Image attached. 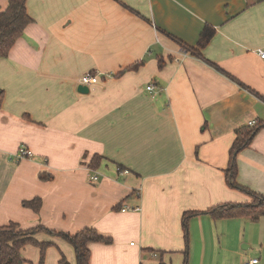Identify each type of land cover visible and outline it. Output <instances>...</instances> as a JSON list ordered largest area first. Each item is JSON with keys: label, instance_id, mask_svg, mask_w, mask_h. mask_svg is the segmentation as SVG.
Listing matches in <instances>:
<instances>
[{"label": "crops", "instance_id": "0c3cea01", "mask_svg": "<svg viewBox=\"0 0 264 264\" xmlns=\"http://www.w3.org/2000/svg\"><path fill=\"white\" fill-rule=\"evenodd\" d=\"M26 6L32 21L0 55V227L51 231L35 234L50 243L44 260L29 243L23 264H77L59 234L85 227L113 239L89 243L90 264H184L185 211L252 200L224 172L252 120L263 126L237 156V180L264 195V0ZM207 25L200 54L177 41L197 48ZM87 72L100 81L81 93ZM23 144L33 157L17 158ZM189 232L188 264H264V213L195 215Z\"/></svg>", "mask_w": 264, "mask_h": 264}, {"label": "trees", "instance_id": "16d2710c", "mask_svg": "<svg viewBox=\"0 0 264 264\" xmlns=\"http://www.w3.org/2000/svg\"><path fill=\"white\" fill-rule=\"evenodd\" d=\"M27 0H10L8 7L0 12V55L6 56L10 48L15 43L16 39L22 34L24 28L32 21L31 16L27 11ZM215 28L207 25L203 30L198 47L194 48L187 46L180 40H177L187 51L194 54H200L199 49L205 47L213 38ZM138 67V64L130 66L127 70H133ZM4 91L0 89V104L3 100ZM263 126L262 122H257L255 125H247L237 129L236 139L230 149V160L225 169V176L227 183L234 188L240 189L252 196L250 202L245 203H225L210 208L205 211H185L183 214V228L185 237V262L188 264L189 253V220L192 216L209 213L214 217H234V216H248L253 219L258 218L264 213V195L241 185L237 180L238 162L237 156L239 152L250 145L259 129ZM40 231H51L45 227L37 226L35 228L21 230L18 225L11 223L0 227V264H23L25 259L22 257L21 249L26 244L37 245L41 249V261L44 260L45 250L49 242H40L35 238V234ZM66 240H68L75 248L77 255V264H90V248L91 241H101L104 243H111L112 238L101 234L94 227H85L78 233L71 235L60 232ZM60 264H70L67 258L62 255ZM159 264H165L160 260Z\"/></svg>", "mask_w": 264, "mask_h": 264}, {"label": "built area", "instance_id": "2783aa9c", "mask_svg": "<svg viewBox=\"0 0 264 264\" xmlns=\"http://www.w3.org/2000/svg\"><path fill=\"white\" fill-rule=\"evenodd\" d=\"M258 54L264 58V48H259L257 50ZM100 81V74L99 73H95V72H87L85 73L82 77L80 82L84 85H88L89 87L92 85L97 84ZM147 89L150 92H155L156 90V84L154 82H151L147 85ZM257 123L256 120H252L249 122V125H255ZM17 158H30L33 157V152L31 149H29L26 145H21L19 146L18 150H17ZM119 171H122L121 168H118ZM124 172H128V170H124ZM91 178L93 180H97L98 176L97 175H92ZM129 210V209H134V210H139L140 206H136V207H129V206H124L123 210ZM259 261L258 258H252L248 261H244L240 264H256Z\"/></svg>", "mask_w": 264, "mask_h": 264}, {"label": "water", "instance_id": "95a60500", "mask_svg": "<svg viewBox=\"0 0 264 264\" xmlns=\"http://www.w3.org/2000/svg\"><path fill=\"white\" fill-rule=\"evenodd\" d=\"M78 91L81 93H89L90 92V87L88 85L80 84L78 86Z\"/></svg>", "mask_w": 264, "mask_h": 264}]
</instances>
